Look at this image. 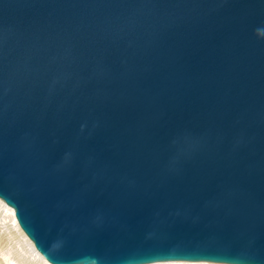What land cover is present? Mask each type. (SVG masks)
<instances>
[{
	"label": "water",
	"instance_id": "obj_1",
	"mask_svg": "<svg viewBox=\"0 0 264 264\" xmlns=\"http://www.w3.org/2000/svg\"><path fill=\"white\" fill-rule=\"evenodd\" d=\"M0 199L51 264H264V0H0Z\"/></svg>",
	"mask_w": 264,
	"mask_h": 264
},
{
	"label": "bare ground",
	"instance_id": "obj_2",
	"mask_svg": "<svg viewBox=\"0 0 264 264\" xmlns=\"http://www.w3.org/2000/svg\"><path fill=\"white\" fill-rule=\"evenodd\" d=\"M0 264H51L36 250L20 228L15 212L0 199ZM152 264H219L212 262L169 261Z\"/></svg>",
	"mask_w": 264,
	"mask_h": 264
}]
</instances>
